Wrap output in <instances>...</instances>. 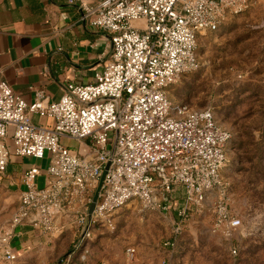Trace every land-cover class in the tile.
<instances>
[{
	"label": "built area",
	"instance_id": "obj_1",
	"mask_svg": "<svg viewBox=\"0 0 264 264\" xmlns=\"http://www.w3.org/2000/svg\"><path fill=\"white\" fill-rule=\"evenodd\" d=\"M254 1L68 0L108 33L110 58L94 82H69L58 101L37 91L29 104L0 80V175L13 155L48 160L42 186L40 166L23 174L20 206L1 237L5 259H17L6 246L12 228L30 221L44 234H55L59 218L68 216L81 227L79 261L87 264L97 228L114 231L115 213L132 201L142 210L159 207L158 196L165 198L177 185L197 206L220 191L210 203L212 230L234 236L241 219L231 213L222 176L232 133L211 108L173 103L168 89L199 68V35L218 30L229 14L245 12ZM33 114L52 124H35ZM63 137L77 140V150L63 145ZM126 251L129 258L136 253L134 247Z\"/></svg>",
	"mask_w": 264,
	"mask_h": 264
},
{
	"label": "rangeland",
	"instance_id": "obj_2",
	"mask_svg": "<svg viewBox=\"0 0 264 264\" xmlns=\"http://www.w3.org/2000/svg\"><path fill=\"white\" fill-rule=\"evenodd\" d=\"M197 53L199 68L185 73L168 95L173 103L211 108L232 133L222 176L229 208L241 226L229 239L213 232L210 203L221 192L197 206L177 185L165 198L158 196L159 207L142 210L132 201L115 213L114 231L96 229L88 248L92 252L99 239L109 240L103 252L111 264H264V0L199 35ZM13 132L10 127L9 135ZM61 143L79 147L67 137ZM36 161L48 165L47 159ZM19 206V199L7 203L0 195V227L11 224ZM128 247L136 249L133 258Z\"/></svg>",
	"mask_w": 264,
	"mask_h": 264
},
{
	"label": "crops",
	"instance_id": "obj_3",
	"mask_svg": "<svg viewBox=\"0 0 264 264\" xmlns=\"http://www.w3.org/2000/svg\"><path fill=\"white\" fill-rule=\"evenodd\" d=\"M98 0H89L91 4ZM108 33L90 24L80 4L68 0H0V80L6 81L27 103L42 91L47 101H58L69 82L90 84L110 58ZM37 125L52 120L32 115ZM73 150H77L72 148ZM13 155L0 175V195L5 202L19 199L24 190L23 174L37 161ZM42 162V161H41ZM39 181L46 180L41 166ZM59 232L44 234L30 221L12 228L6 244L17 255L10 261L0 250V264H81V227L68 216L58 220ZM2 227V226H1ZM0 227V248L3 230ZM99 239L87 264H111ZM101 262V263H99ZM105 262V263H103Z\"/></svg>",
	"mask_w": 264,
	"mask_h": 264
},
{
	"label": "water",
	"instance_id": "obj_4",
	"mask_svg": "<svg viewBox=\"0 0 264 264\" xmlns=\"http://www.w3.org/2000/svg\"><path fill=\"white\" fill-rule=\"evenodd\" d=\"M109 165L106 166L105 170L103 171L102 173V176L100 178V181H99V185L95 191V194H94V197H93V201L90 205V210H89V213L91 214L94 207H95V204L97 203L98 199H99V195H100V191H101V187H102V184H103V181H104V177H105V174H106V171H107V168H108Z\"/></svg>",
	"mask_w": 264,
	"mask_h": 264
}]
</instances>
